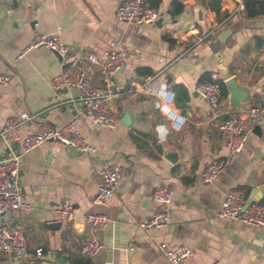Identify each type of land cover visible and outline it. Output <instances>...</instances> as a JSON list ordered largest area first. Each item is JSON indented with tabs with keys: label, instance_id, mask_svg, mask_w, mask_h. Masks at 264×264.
I'll return each mask as SVG.
<instances>
[{
	"label": "crops",
	"instance_id": "crops-1",
	"mask_svg": "<svg viewBox=\"0 0 264 264\" xmlns=\"http://www.w3.org/2000/svg\"><path fill=\"white\" fill-rule=\"evenodd\" d=\"M119 1L0 0V76H8L0 82V130L12 115H34L18 126L16 137L0 135V159L19 153L25 134L43 124L61 125L76 114V127L96 149L78 153L46 140L21 155L18 179L31 207L2 214L0 225L21 229L27 255L17 259L0 251V264H29L37 247L45 256L54 252L52 264H63L88 238L102 243L92 257L95 264H169L158 249L160 241L191 248L185 264H264V229L218 216L229 189H247V198L264 197L257 188L264 185V114L244 147L230 153L219 127L225 110L234 106L226 90L219 105L211 107L194 88L200 77L234 74L251 90L247 103L264 104V2L157 0L159 17L141 25L115 18ZM173 1L183 7L172 16ZM35 34H57L80 53L91 84L101 80L98 65L90 64L86 54L103 58L112 46L124 54L117 95L110 101L113 125L93 123L76 88L51 86V77L64 65L52 49L26 48ZM138 67L154 72L152 93L128 91L131 82L144 77ZM165 82L174 93L171 106L185 121L179 131L160 108L169 98ZM162 125L168 128L163 141L156 132ZM165 147L179 150L177 161L164 157ZM212 157H224L226 163L212 182H204L199 173ZM104 160L119 166L120 177L101 207L110 222L100 232L90 229L84 215L99 209L91 197ZM157 186L172 192L168 219L145 230L137 223L149 218ZM64 201L73 208L74 224L66 219L60 226L47 225L58 221L55 209Z\"/></svg>",
	"mask_w": 264,
	"mask_h": 264
},
{
	"label": "built area",
	"instance_id": "built-area-1",
	"mask_svg": "<svg viewBox=\"0 0 264 264\" xmlns=\"http://www.w3.org/2000/svg\"><path fill=\"white\" fill-rule=\"evenodd\" d=\"M264 2V0H260ZM114 16L117 20L141 25L152 24L159 17L158 8L151 0H120L117 4ZM43 46L58 53L64 68L50 79L52 87H73L79 91L78 101L89 110L93 123L102 126H111L115 122V116L110 108L111 99L117 95L116 79L125 66L124 54L112 46L106 51L103 58L94 53H88L84 57L90 64L98 65L101 84H91L87 75V69L80 53L71 51L57 34H35L28 42L26 48ZM154 75H146L139 82H131V90H142L152 93V81ZM226 78L213 73L210 79L199 80L195 83V91L205 99L211 107H217L221 99L220 81ZM7 75L0 76V82H6ZM168 100L160 105L161 110L168 116L169 110L176 112L171 106L174 93L170 84L165 82ZM264 114V104L251 102L234 105L225 110V115L219 127L224 131V145L230 153L239 152L245 145L255 123ZM180 115V114H179ZM34 115L22 112L10 116L0 135L16 137L18 126L24 121L31 120ZM80 114H76L61 125L43 124L37 130L27 133L21 139V150L6 159H0V216L6 212H18L29 210L31 207L22 185L18 179L20 157L28 150L40 145L46 140L57 142L73 149L78 153L92 154L96 151L76 127ZM181 116V115H180ZM169 117V116H168ZM226 158L212 157L199 173L204 182H212L224 168ZM99 182L91 197L94 207H102L118 185L120 172L119 166L110 160L101 162L98 168ZM172 192L168 187L157 186L152 191L154 202L152 212L147 219L137 223V226L148 230L155 226L164 225L167 222ZM247 195L238 189H229L221 199L219 217L237 220L246 225L259 226L264 229V201L251 200L246 202ZM57 220H66L74 215L73 208L68 201H64L55 209ZM84 221L91 230L103 232L110 222V217L102 210H92L84 215ZM158 249L169 264H185V259L192 254V250L185 246H171L165 241L157 244ZM127 249L132 248L128 244ZM102 249V243L96 238H88L81 244L79 250L88 257H94ZM0 251L14 257L22 258L27 255L24 236L19 227L12 224L0 225ZM32 260L42 261L45 264V254L42 247H37L30 254ZM127 264V263H124Z\"/></svg>",
	"mask_w": 264,
	"mask_h": 264
},
{
	"label": "water",
	"instance_id": "water-1",
	"mask_svg": "<svg viewBox=\"0 0 264 264\" xmlns=\"http://www.w3.org/2000/svg\"><path fill=\"white\" fill-rule=\"evenodd\" d=\"M223 41V39H219ZM54 51V50H53ZM56 52V51H54ZM57 53V52H56ZM59 56V55H58ZM60 57V56H59ZM224 86L227 94V100L233 105H240V104H246L250 98H251V90L245 86L244 84L240 83L237 81V76L232 74L228 76L224 81ZM178 149L170 148V147H165L163 149V155L165 158L170 160L171 162H175L178 160ZM261 193H264V185L263 186H258L257 187ZM259 198H255L251 194L248 196L246 202H250L251 200H258ZM69 224H74V219L69 218L67 220ZM61 221H52L47 223L49 226H60ZM61 259H64V256L61 257ZM54 252L53 251H48L46 256H45V262L46 263H51L54 262Z\"/></svg>",
	"mask_w": 264,
	"mask_h": 264
},
{
	"label": "trees",
	"instance_id": "trees-1",
	"mask_svg": "<svg viewBox=\"0 0 264 264\" xmlns=\"http://www.w3.org/2000/svg\"><path fill=\"white\" fill-rule=\"evenodd\" d=\"M152 3L154 5L157 4V0L152 1ZM182 7H183L182 4L178 3L177 1H173L172 9L170 10V14L172 16L175 14H178L180 11H182ZM136 70H137L138 74L144 75V76L154 74V72H152L148 68L138 67ZM205 79H210V76L200 77V80H205ZM220 85H221V93H222V95H224L225 94L224 82L220 81ZM240 190H242V189L240 188ZM242 191L245 193V195H247V189L242 190ZM262 201H264V197H263ZM43 253H45L44 249H43ZM18 264H24V263L22 262V263H18ZM29 264H45V263H43L42 261L33 260ZM63 264H95V263L91 257H88L85 254L81 253L80 250L78 249L76 251L69 252L68 256H67V261H66V263H63Z\"/></svg>",
	"mask_w": 264,
	"mask_h": 264
},
{
	"label": "clouds",
	"instance_id": "clouds-1",
	"mask_svg": "<svg viewBox=\"0 0 264 264\" xmlns=\"http://www.w3.org/2000/svg\"><path fill=\"white\" fill-rule=\"evenodd\" d=\"M169 119L173 121L172 127L174 130L179 131L182 125L184 124V118L179 115L178 112H173L169 110L168 112ZM157 137L159 140L163 141L166 139L168 128L166 126H158L156 129Z\"/></svg>",
	"mask_w": 264,
	"mask_h": 264
},
{
	"label": "rangeland",
	"instance_id": "rangeland-1",
	"mask_svg": "<svg viewBox=\"0 0 264 264\" xmlns=\"http://www.w3.org/2000/svg\"><path fill=\"white\" fill-rule=\"evenodd\" d=\"M97 208H99V209H97V210H102V208H101V207H97Z\"/></svg>",
	"mask_w": 264,
	"mask_h": 264
}]
</instances>
